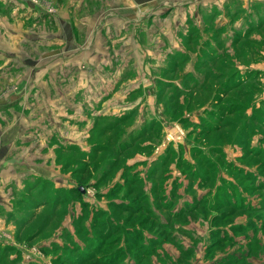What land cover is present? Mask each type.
Returning a JSON list of instances; mask_svg holds the SVG:
<instances>
[{"label":"rangeland","instance_id":"obj_1","mask_svg":"<svg viewBox=\"0 0 264 264\" xmlns=\"http://www.w3.org/2000/svg\"><path fill=\"white\" fill-rule=\"evenodd\" d=\"M65 2L0 0V44L11 49L18 75L25 72L31 51L45 58L64 45L63 37H49L48 31L55 30L52 15ZM91 9L86 0L80 13ZM75 17L74 12L69 26L78 45L86 46L85 26ZM99 38L112 51L122 44L104 31ZM162 55L151 52L147 84H137L143 74L138 67L110 69L114 83L107 88L119 94L91 96L99 103L114 96L118 102L109 104L118 107L117 114L94 113L81 97L79 121L88 122L80 132L83 142L59 155L66 184L55 192L46 182L29 193L34 196L29 204L21 198L7 206L10 215H18L3 218L18 242L10 240L15 246L4 248L0 264H9L11 255L17 264H264L260 45L256 60L263 68L240 71L244 77L238 87L223 85L233 78L226 79L228 69L225 78L213 71L205 82L192 75L206 71L175 69L169 53L154 61ZM36 71L37 77L55 81L52 72ZM38 88L46 98L55 92L49 85ZM38 204L44 207L34 214ZM28 216L29 222L20 225Z\"/></svg>","mask_w":264,"mask_h":264},{"label":"crops","instance_id":"obj_2","mask_svg":"<svg viewBox=\"0 0 264 264\" xmlns=\"http://www.w3.org/2000/svg\"><path fill=\"white\" fill-rule=\"evenodd\" d=\"M85 1L66 0L60 4L52 15L56 28L48 33L49 37H63L64 45L51 49L45 58H35L31 51L22 75H18L16 64L10 59L11 49L0 44V92L9 88L5 94L0 93V259L9 247L15 246L10 240L18 242L12 237L13 228L3 219L16 215V220L18 215H10L7 206L21 198L29 204V199H34L29 193L46 187V182L55 192L64 188L67 176L59 155L67 146L82 144L80 132L88 125L87 120L79 121L81 97L94 113L117 114L119 109L114 103L118 100L114 96L101 103L91 96L119 94L107 88L114 83L110 69L116 71L121 66L120 72L138 67L143 74L137 84L146 81L151 68L149 58L156 49L165 57L167 53L171 59L175 56L177 68L182 64L196 72L207 71L209 62L216 70L225 63L239 71L263 68L256 60V52L260 42V57L264 60V0H89L92 9L81 14ZM74 12L79 16L74 22L80 21L89 37L86 46L78 45L69 26ZM101 31L122 40L119 49H105L99 38ZM248 45L254 50L247 49ZM164 55L154 61L164 60ZM38 69L52 72L55 81L37 77ZM192 78L204 80L207 75L205 72ZM55 84L57 88H53ZM41 85H49L55 92H49L46 98L38 88ZM43 207L38 204L33 213ZM28 222L29 216L19 223ZM14 257L10 256L9 264H17ZM26 259L29 261V257Z\"/></svg>","mask_w":264,"mask_h":264},{"label":"trees","instance_id":"obj_3","mask_svg":"<svg viewBox=\"0 0 264 264\" xmlns=\"http://www.w3.org/2000/svg\"><path fill=\"white\" fill-rule=\"evenodd\" d=\"M259 45H260V42H259ZM174 57V56H173ZM174 66H176V63L174 62ZM182 65V64H181ZM177 67V66H176ZM209 69L206 71V75H208V74H212V76H213V74H214V72L213 71H217V73H216V77H221V78H225V71L228 69V70H230V72H231V74L230 75H228L227 77H226V79L227 78H229V77H233L232 78V81H228V80H226L225 82H224V86L225 87H238V86H240L241 85V83L240 82H242L241 81V78L242 77H244V76H239V70H237V69H235V68H231L230 67V64H228V63H225L224 64V66L222 67V68H220L219 70H216V69H214V67H208ZM225 70V71H224ZM250 71H254V70H250ZM204 81L206 82V80L204 79ZM249 81V77H247L246 78V80L243 82V83H247ZM199 83H202V82H199ZM250 262H251V260H250Z\"/></svg>","mask_w":264,"mask_h":264},{"label":"flooded vegetation","instance_id":"obj_4","mask_svg":"<svg viewBox=\"0 0 264 264\" xmlns=\"http://www.w3.org/2000/svg\"><path fill=\"white\" fill-rule=\"evenodd\" d=\"M174 68L176 69L177 67H176V66H174Z\"/></svg>","mask_w":264,"mask_h":264}]
</instances>
